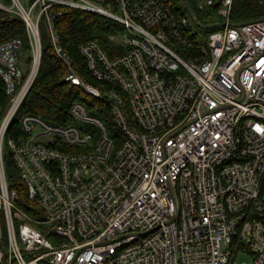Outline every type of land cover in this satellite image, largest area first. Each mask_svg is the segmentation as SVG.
I'll return each instance as SVG.
<instances>
[{"label":"built area","instance_id":"2783aa9c","mask_svg":"<svg viewBox=\"0 0 264 264\" xmlns=\"http://www.w3.org/2000/svg\"><path fill=\"white\" fill-rule=\"evenodd\" d=\"M182 1L177 17L164 0H0L24 21L30 59L20 38L0 42V264H239L240 251L264 264V16L232 22L234 0H196L209 22H195ZM66 8L122 27L108 35L122 52L79 45L98 86L53 28ZM41 22L63 80L110 102L116 135L80 102L69 123L23 110ZM7 152L33 214L8 185Z\"/></svg>","mask_w":264,"mask_h":264},{"label":"trees","instance_id":"16d2710c","mask_svg":"<svg viewBox=\"0 0 264 264\" xmlns=\"http://www.w3.org/2000/svg\"><path fill=\"white\" fill-rule=\"evenodd\" d=\"M164 1L177 17L186 14L182 0ZM189 1L197 20L202 23L209 22L205 11L197 9L196 0ZM261 16H264V3H260L258 0H234L231 13L232 22ZM53 28L58 34L62 48L72 60V68L75 73L83 81L95 86L100 85L101 81L93 77L89 71L85 58L79 51V45L88 40H96L110 55L124 50L108 37L109 34H116L120 31L121 25L117 21L95 12L66 8L61 15L54 17ZM11 37H18L22 40V50L27 55V60H30L29 41L24 21L19 16L0 9V42ZM41 49L40 67L23 103V110L39 114L49 122L69 123L74 120L70 114L71 105L80 102L89 114L103 121L111 135H116L117 131L110 113V102L92 96L90 98L82 97L81 93L84 91L81 87L63 80L68 69L55 55L47 29L45 38L42 39L41 36ZM102 83L106 87L113 86V83ZM7 100L8 96L4 91L3 81L0 79V105L4 107ZM14 129L18 130L16 121L10 125L7 136L12 135ZM17 134L19 135L18 132ZM5 169L9 187L16 188L18 191L16 200L18 207L33 214L35 203L27 197L24 182L20 179L19 171L9 152L5 154ZM1 223H3V216L0 211Z\"/></svg>","mask_w":264,"mask_h":264},{"label":"rangeland","instance_id":"374dc122","mask_svg":"<svg viewBox=\"0 0 264 264\" xmlns=\"http://www.w3.org/2000/svg\"><path fill=\"white\" fill-rule=\"evenodd\" d=\"M39 31H40V35L42 36V39L45 38V33H46V29L43 25V22H41L39 24ZM82 97L85 98H90V95L87 94L86 92H82L81 93ZM76 124L81 125L82 123L80 121L76 122ZM235 260L236 262H238L239 264L244 263V264H252V256L251 254H249L246 251H240L236 254L235 256Z\"/></svg>","mask_w":264,"mask_h":264},{"label":"water","instance_id":"95a60500","mask_svg":"<svg viewBox=\"0 0 264 264\" xmlns=\"http://www.w3.org/2000/svg\"><path fill=\"white\" fill-rule=\"evenodd\" d=\"M184 3H185L186 9H187L189 15L193 18V20H194L195 22H197V21H196V18H195V16H194V12H193V9H192V7H191L190 1H189V0H184ZM199 25H200L201 27L208 28V27L214 26L215 24H199Z\"/></svg>","mask_w":264,"mask_h":264}]
</instances>
